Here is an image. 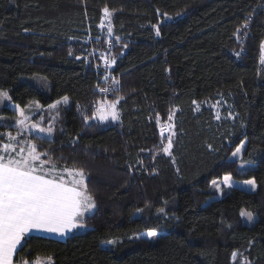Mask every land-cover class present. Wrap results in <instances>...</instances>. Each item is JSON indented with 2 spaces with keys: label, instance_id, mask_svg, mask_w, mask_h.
<instances>
[{
  "label": "trees",
  "instance_id": "1",
  "mask_svg": "<svg viewBox=\"0 0 264 264\" xmlns=\"http://www.w3.org/2000/svg\"><path fill=\"white\" fill-rule=\"evenodd\" d=\"M262 42L264 0H0V92L21 108L38 103L43 118L69 98L42 123L52 138L14 121L0 124V144L11 133L16 148L35 145L57 175L82 169L96 205L82 219L85 232L30 236L15 259L264 264ZM115 100L117 122L93 118ZM169 136L170 155L162 151ZM244 141L243 160L255 167L242 173L230 157ZM225 175L254 179L257 190L234 188L208 203ZM242 210L257 217L253 227ZM155 230L157 239L139 237Z\"/></svg>",
  "mask_w": 264,
  "mask_h": 264
},
{
  "label": "snow or ice",
  "instance_id": "2",
  "mask_svg": "<svg viewBox=\"0 0 264 264\" xmlns=\"http://www.w3.org/2000/svg\"><path fill=\"white\" fill-rule=\"evenodd\" d=\"M103 13L109 21L108 33L111 34L110 17L112 13L107 7L103 9ZM156 34L160 35L159 29ZM261 49L264 53V42L261 43ZM111 63L114 64L115 60ZM261 63L264 64V55H262ZM103 91L107 92L108 89L105 88ZM68 100L69 98L65 96L62 101L58 100L50 105V108L55 109L60 103L67 104ZM118 103L119 100H115L99 105L93 118H98L102 122L109 118L113 121L119 119ZM20 116L23 119L17 121V126L26 127V117L22 110ZM172 118V115H169V121ZM32 127L36 128V125ZM39 131L43 132L45 129L40 128ZM47 132L51 134L52 129L48 128ZM15 139L9 133V142L0 144V264H13L14 255L18 253V249L22 250L26 246L33 232H44L63 237L73 229L82 228L84 214L96 207L93 196L88 192L82 169H65L68 175L73 177L71 182L65 181L62 175L54 174V165L48 170L44 168L49 161L40 160L41 153L37 152L35 145H29L27 155L23 154L25 149L20 148L13 156L12 152L16 149L13 143ZM242 147L243 145L238 147L232 155L234 157L241 155ZM171 148L172 139L169 136L168 143L162 151L170 155ZM231 181L230 175L223 177V184L229 188L233 186ZM245 183L253 189L256 187L254 179L247 180ZM217 190H219V185ZM241 216H246L249 221L252 220L251 214L243 210ZM157 235L156 231L147 233L148 237ZM109 243L113 242L109 241ZM235 257L234 252L233 260ZM47 261L51 264L50 257ZM21 264H28V261L23 260Z\"/></svg>",
  "mask_w": 264,
  "mask_h": 264
},
{
  "label": "rangeland",
  "instance_id": "3",
  "mask_svg": "<svg viewBox=\"0 0 264 264\" xmlns=\"http://www.w3.org/2000/svg\"><path fill=\"white\" fill-rule=\"evenodd\" d=\"M9 1H10L11 5L13 6L14 5V0H9ZM110 19H111V17H110ZM168 19H171V18H168ZM107 23H108V19L105 18V25H107ZM263 55H264V53H263ZM106 60H107V63H106ZM112 60H113L112 58H108V57H106L104 59L105 66L108 67L110 71L114 70L115 65H116L115 63L114 64L111 63ZM26 81H27V79H25V78L22 79V82L23 83H25ZM0 94H6V95H0V108L1 109L14 108L15 109L14 113H16L15 116H13V115H2L0 113V124H2V125H9L11 123H14V121L17 122L18 120L23 119L20 116V111L22 110L24 112V116L26 117V119H25V125H26V127H23V128L18 127V129L20 128L19 130L21 132H28V134H30V135H42L43 137H47V138H52L55 130L52 129L51 134H49L47 132V129L48 128H45L42 125V123L45 121V118L56 119L57 118V111H58V108L60 107V105H68L69 104V103H67V104L60 103L59 105H57V107L55 109L49 108L50 110L48 112V115L47 116H44V118L41 117V116H39V114H37L36 115L37 116V118H36L37 123H35L33 119L36 116H34L35 114H30V113H34V112H37L38 113L39 110H41V106L38 103H32V104H30L26 108H21L19 106H16V105H13L12 104V102L10 100V95H9L8 91H2V92H0ZM117 111H118V109H117ZM119 118H120V115H119ZM118 120L119 119L113 121V120H111V118H109L107 121H103V122H108V121L117 122ZM32 125H36V128H33ZM170 125H171V123H170ZM40 128L45 129V131H43V132L39 131ZM168 130H169L170 134H173L174 133V127H173V125H171V128H168ZM8 134L9 133L6 134L7 135V139H8ZM11 136L16 138L13 141V143H16L17 136H14V135H11ZM241 145H243V147L241 149V155L236 156V157H234L233 155H231L230 160L240 161L239 171L243 173V172H245L249 168H254L255 165L254 164H247L243 160L244 153H245L246 147H247V142L244 141ZM241 145L239 147H241ZM28 147H29V145H26V146L22 147V148L25 149V152L23 153L24 155H27ZM16 150H17V148L15 149V151ZM15 151H13V152H15ZM17 152H15V155H16ZM15 155H13V156H15ZM44 168L46 170H48V168L45 165H44ZM54 174L57 175V173H54ZM58 175H62L63 178L65 179V181H68V182H71V180L73 178V177L69 176L67 172H60V174H58ZM231 177H232L231 183H232L233 186L230 187V188L227 187V186H225L223 184V177L221 179L216 180L215 183H212V189H213L214 195L208 198V203H211V202L216 201V200L223 199L234 188H240V189H243V190H246V191H249V192H255L257 190V185L253 189L250 185H248V184L245 183V181H247V180L237 179V178H235L233 176H231ZM250 180H253V179H250ZM218 185H219V190H217V186ZM94 210H95V208L92 209L91 212H86L84 214V217L87 216V215L93 214ZM243 211H245L246 213H250L251 216H252V220L251 221H249L246 216H242V219L244 221V224L247 225L250 228L253 227L254 224H255V222H256V220H257V217L254 214H252V212H250L248 210H243ZM139 216H140V214L138 213L136 215V217H139ZM85 231H86V228L83 226L82 228H80V227L76 228L72 233L76 232L74 234H79V233H83ZM155 231L158 234L156 237H148L147 236V233L148 232L142 233L139 237H142V238H145V239H149V240L154 239V238L157 239L161 235V233L159 231H157V230H155ZM30 236H35V235H30ZM49 238H52V237L50 236ZM106 247L107 248H110L111 246L110 247L104 246V248H106ZM47 258H49V257L39 258V259H35V260H32V261L27 260V261H28V264H48ZM237 259H239V254L238 253H236V257H235V260H237ZM23 260H26V259H22L20 261H17L15 259V257H13V264H21V261H23ZM241 261H242L243 264H246V262H247V261L242 260V259H241ZM51 264H54L52 258H51ZM247 264H250V263L247 262Z\"/></svg>",
  "mask_w": 264,
  "mask_h": 264
},
{
  "label": "crops",
  "instance_id": "4",
  "mask_svg": "<svg viewBox=\"0 0 264 264\" xmlns=\"http://www.w3.org/2000/svg\"><path fill=\"white\" fill-rule=\"evenodd\" d=\"M8 109L11 110L13 113H14V111H15L14 108H8ZM41 111H43V108H42V107H41V110H39L38 113H37V112H34V113H30V114H35L34 116H36L37 114H40ZM14 114H16V113H14ZM36 117H37V116H36ZM36 117L33 119L35 123H37ZM16 126H17V124H16ZM18 127H19V126H17V129H18ZM19 129H20V128H19ZM38 136L43 137L42 135H38ZM46 138H47V137H46ZM8 142H9V141H8V139H7V142H6V143H8ZM14 144H15V143H14ZM19 149H20V148L17 147V150H16L15 152L19 151ZM15 152H12V155H15ZM74 230H75V229H73L71 232H68V233H67L65 236H63V237H60V236H58V235H56V234H49V233H44V232H33V233H31V235H37V236H42V237H46V238H49V237L51 236V237H52L51 239H56V240H60V241H65L70 235L76 233V232L72 233ZM37 233H38V234H37ZM14 257H15V255H14Z\"/></svg>",
  "mask_w": 264,
  "mask_h": 264
}]
</instances>
